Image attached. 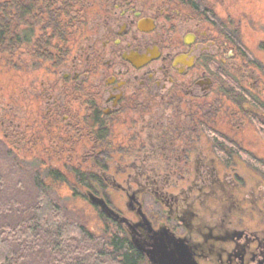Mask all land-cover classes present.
<instances>
[{
    "label": "flooded vegetation",
    "instance_id": "af4514ba",
    "mask_svg": "<svg viewBox=\"0 0 264 264\" xmlns=\"http://www.w3.org/2000/svg\"><path fill=\"white\" fill-rule=\"evenodd\" d=\"M215 6L60 0L43 80L2 123L30 163L85 178L75 195L146 264H264V67Z\"/></svg>",
    "mask_w": 264,
    "mask_h": 264
},
{
    "label": "trees",
    "instance_id": "16d2710c",
    "mask_svg": "<svg viewBox=\"0 0 264 264\" xmlns=\"http://www.w3.org/2000/svg\"><path fill=\"white\" fill-rule=\"evenodd\" d=\"M57 1L0 0V59L8 67L16 57L43 67L62 32ZM7 144L0 137V264H146L122 230L93 226L83 210L56 196L47 181L67 182L56 167L28 165Z\"/></svg>",
    "mask_w": 264,
    "mask_h": 264
},
{
    "label": "rangeland",
    "instance_id": "374dc122",
    "mask_svg": "<svg viewBox=\"0 0 264 264\" xmlns=\"http://www.w3.org/2000/svg\"><path fill=\"white\" fill-rule=\"evenodd\" d=\"M213 1L219 4V6H215V8L216 10L220 9L223 15L234 13L235 16H237L238 21H230V23L240 29L243 46L246 52L252 57L250 58L258 61V64L264 67V0ZM227 18L228 17H226V19ZM17 56L19 57V55ZM28 60L25 61L26 64L24 65L20 60H17L16 57L13 60V66L8 67L0 59V137L5 140L10 147H12V145L5 139V136L8 135L10 130L8 129L9 127L2 125V123L3 121L9 123L11 117L10 111L15 101L17 100L16 103L20 104V100L18 101L20 96L26 95V97H28L27 95H29L31 91H37L40 86L38 84H41L44 77V66L40 68L38 64H32L31 61ZM18 61L21 62L22 65L16 66L15 63ZM25 110L26 109L23 108L21 112L23 115H21L22 118L25 117L23 114ZM9 112L10 114H7ZM25 119H27V117H25ZM257 153L260 157L264 158V144H259ZM29 155L30 153L26 150L19 153V156L25 160L24 163L28 165H38L36 163L32 164L26 160L29 159ZM55 167L66 176L67 182L72 183L74 186L76 185L74 183V174L69 171V168H63L59 165ZM67 182L51 183L47 181V184L48 186L51 184L56 196L65 200L67 204L76 206L80 211L83 210L87 216L93 219V226L97 225L102 227L105 225V219L99 217L97 211L91 207L87 201V198L83 197L85 191L82 189V192L78 193L82 194V196L78 194L75 195V192L79 190L76 189L77 191H73Z\"/></svg>",
    "mask_w": 264,
    "mask_h": 264
},
{
    "label": "water",
    "instance_id": "95a60500",
    "mask_svg": "<svg viewBox=\"0 0 264 264\" xmlns=\"http://www.w3.org/2000/svg\"><path fill=\"white\" fill-rule=\"evenodd\" d=\"M90 201L93 204L98 205L108 216H113L115 214L103 200H98L93 197V195H90ZM183 254L184 253L182 251L168 253L162 249L158 251V254L156 251L152 253L148 252L151 264H182L184 261L183 257H185ZM177 255H179L180 258H177Z\"/></svg>",
    "mask_w": 264,
    "mask_h": 264
}]
</instances>
